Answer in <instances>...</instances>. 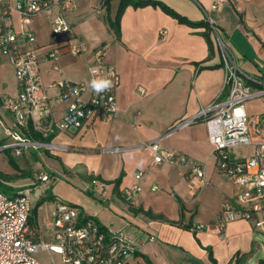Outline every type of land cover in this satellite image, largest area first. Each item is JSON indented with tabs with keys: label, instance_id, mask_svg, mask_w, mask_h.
<instances>
[{
	"label": "crops",
	"instance_id": "0c3cea01",
	"mask_svg": "<svg viewBox=\"0 0 264 264\" xmlns=\"http://www.w3.org/2000/svg\"><path fill=\"white\" fill-rule=\"evenodd\" d=\"M153 1L166 4L190 22L204 23L208 17L232 50L238 66L247 74L264 79V0H228L218 8L211 7L213 0ZM108 3L106 8L97 0H74V8L65 12L72 35L62 42L52 41L50 20L42 14L34 15L24 28L34 35L35 47H41L39 73L51 118L60 119L66 105L55 100L57 88L46 86L68 79L84 81L90 87L89 67L95 62L97 49L105 50V61L113 64L119 74L117 109L95 115L79 129L52 132L44 131L46 122L39 117L38 110L30 114L37 132L53 136L49 141L25 136L31 143L21 148L20 154L10 147L7 151L15 156L21 171L29 170L31 176L19 174L21 171L7 161L5 168L0 169L7 179H0V183L14 194L27 186L28 177L32 186L39 185L40 171L47 179L60 177L63 193L58 192L55 206L59 202L77 205L82 214L108 231L129 233L135 247L129 264H233L236 254L248 253L246 263L259 246L261 240L256 232L260 229L245 218L235 219L227 223L225 237H219L214 217L225 203L235 201L237 186L218 168L204 116L176 127L222 94L225 70L215 33L212 29L209 32L210 45L203 35L204 26L179 21L159 4L147 3L125 7L120 15L118 38L107 16L113 19L110 12L114 10L116 14L119 0ZM77 40L84 42L85 49L74 55L67 44ZM25 42L30 40L24 38L22 44ZM52 50L59 54L57 59L47 57ZM1 59L2 146L13 140L10 133L14 131L13 117L4 108L2 97L17 95L18 85L12 65L5 57ZM261 97L264 96L246 103V112L251 117L258 115L260 120V133L253 134L254 141L264 140ZM153 140L203 163L206 181L183 163L152 164L153 152L141 144ZM252 152V145L239 146L231 150V155L241 160ZM1 153L6 155L5 151ZM37 161L42 163L41 169L34 166ZM140 171L141 191L126 200L124 190ZM94 178L108 184L105 194L91 185ZM153 185L158 187L155 191L151 189ZM32 216L37 240L45 239L39 231L34 208ZM199 223L203 226L197 230L193 226ZM150 236L155 239L150 240Z\"/></svg>",
	"mask_w": 264,
	"mask_h": 264
},
{
	"label": "built area",
	"instance_id": "2783aa9c",
	"mask_svg": "<svg viewBox=\"0 0 264 264\" xmlns=\"http://www.w3.org/2000/svg\"><path fill=\"white\" fill-rule=\"evenodd\" d=\"M226 1L213 0L211 7L218 8ZM74 6V0H0V54L12 65L18 85L17 95L2 97L4 108L13 117L14 131L10 133L13 140L1 147H11L15 154H20V149L31 143L20 132L27 126L29 115L37 110L39 117L46 121L44 131L52 132L56 129H79L95 115L109 114L117 109L119 74L113 64L105 61L104 49L95 51V62L89 67V76L91 81L99 78L111 80V88L96 93L80 80L60 79L50 82L46 88H57L59 92L55 100L66 105L63 116L55 120L51 118L48 97L41 85L38 52L35 49L20 48L24 38L34 41V35L24 26L37 14L50 20L53 42H62L71 37V24L65 12ZM14 14L21 21L20 42L13 22ZM206 20L215 33L221 65L225 70L222 94L194 117L178 122L176 127L191 124L198 117L204 116L207 138L214 147L218 168L225 178H231L237 186L235 201L225 203L213 220L219 237L223 239L227 223L235 219H248L256 229L264 231V140H252L253 134L260 133V120L258 115L251 117L245 107V102L251 98L264 96V79L249 75L238 66L232 50L219 37L208 17ZM67 47L74 55L85 49L84 42L79 40L68 43ZM47 57L57 59L59 54L52 50ZM93 69L95 71H91ZM141 145L153 152L152 164L183 163L189 171L206 181L203 163L165 148L158 140ZM248 145L253 146L249 156L241 160L232 158V149ZM135 174V181L124 190L126 200H131L141 191L139 181L142 173L140 171ZM41 178L47 179L45 174ZM91 185L102 194L108 191V184L99 178L92 179ZM33 188L26 186L12 195L0 191V264H42L34 254L43 250L50 255L49 264L130 263L129 259L135 251L130 234L123 230L103 231L93 218L82 214L80 208L71 203L60 202L56 205L49 225L50 239L34 241L28 235ZM157 188V185L151 186L153 191ZM202 226L199 223L193 227L198 230ZM149 239L153 241L155 237L150 236ZM51 253L58 255L57 261Z\"/></svg>",
	"mask_w": 264,
	"mask_h": 264
},
{
	"label": "rangeland",
	"instance_id": "374dc122",
	"mask_svg": "<svg viewBox=\"0 0 264 264\" xmlns=\"http://www.w3.org/2000/svg\"><path fill=\"white\" fill-rule=\"evenodd\" d=\"M114 3V2H113ZM115 4V3H114ZM111 16L114 17L115 12L113 10V12H110ZM14 25H15V31L17 36H19V42L20 40H22V36L20 34L21 31V21H19V18L16 14H14ZM51 33V32H50ZM30 41V42H25L24 44H22L20 46L21 49H33L35 47L34 43ZM41 47H35L34 49L38 50ZM2 58V55L0 54V59ZM2 60V59H1ZM59 91H57L56 94L57 95ZM51 96H53V94H51ZM264 97H261V99ZM254 99H259V98H254ZM251 99V100H254ZM249 101L245 102V107H246V103H248ZM2 148L0 145V169L3 170V168H5V163L8 161L7 156L6 155H2ZM6 154V153H5ZM15 157V156H14ZM17 162V159H15ZM9 164V162H8ZM33 164H35L34 166L37 169H41L42 168V163L40 161L34 162ZM10 165V164H9ZM45 174L42 173L40 171L39 176L37 175L38 178H40V183L39 185L37 184H33L34 188L31 190L32 195H31V199H30V206L32 208H35L37 203L39 202V204L37 205V211H36V221H38L39 224V231L42 233V235L44 236L45 239L49 240V236L48 235V219H51L53 216V212L56 209L55 203L54 201L56 200V198H58V192L59 193H63L62 191V186H63V181L60 177H50L48 179H42L41 176ZM31 178H26L25 180V184H27V186L32 187V185L30 184V180ZM0 191H2L3 193H6L8 195H12L13 192L10 191L9 188H7L4 184L0 183ZM60 203V202H59ZM81 210V209H80ZM34 219V216L31 217V220ZM248 220V219H246ZM256 237H258L261 241L259 243V246L257 247V249L253 252L252 256L250 257V259L244 263V264H256L259 258H264V231L261 230H257L256 232ZM53 259L55 261L58 260V255L55 253H51ZM34 256L36 257V259L42 263V264H49V262L51 261L50 255L47 251L43 250V251H39L36 252L34 254Z\"/></svg>",
	"mask_w": 264,
	"mask_h": 264
},
{
	"label": "trees",
	"instance_id": "16d2710c",
	"mask_svg": "<svg viewBox=\"0 0 264 264\" xmlns=\"http://www.w3.org/2000/svg\"><path fill=\"white\" fill-rule=\"evenodd\" d=\"M97 2H98V4H101L103 6L105 5L106 8H108L109 0H97ZM147 3L159 4L161 7H163V9L168 14L174 16L175 18L177 17V19L179 21L187 22V23H189L190 25H193V26H204L205 31H204L203 35L207 38L208 42L211 45V42L209 40V32L212 29L211 28L212 26L209 24V22L206 19H205L204 23L203 22H193V21L190 22L183 15H180L179 13L175 12L170 7H168L166 4H164L162 2L160 3L158 1H153V0H119L118 9H117L116 14L113 17V19L107 16L109 25L114 30V32L116 33V36L118 38L120 37V32H119L120 15L123 12V10L125 9V7L128 6V5L144 6V5H147ZM40 118H42V117H40ZM27 121H28L27 126L24 129H22L21 132H20L23 137L26 136V137H28V138H30L32 140L34 139L35 141H49L52 138L53 135L44 136V135H42V133L40 131L37 132L33 128V124H32V121L30 120V118H28ZM8 149L9 148H3L2 150L5 151L9 164L12 165L15 169L21 171V169L19 168L18 164L16 163L15 157L9 151H7ZM19 174H21V175H26L27 174V175L31 176V173H30L29 170H26L25 173L23 171H21ZM0 179H5V180L7 179V176L2 171H0ZM38 204L39 203H37V205ZM37 205L34 208V212L35 213H36V210H37V207H38ZM30 216L28 218V235L34 241H37V239L39 237L37 236L36 231H35L36 230L35 226H34L35 223L31 220ZM95 223L98 224L100 226V228L103 229V231H107L106 227L103 226L102 224L98 223L96 220H95ZM246 254H248V253L236 254L237 256H236L235 261H234L233 264H244V260L247 257ZM258 264H264V261L259 260Z\"/></svg>",
	"mask_w": 264,
	"mask_h": 264
},
{
	"label": "clouds",
	"instance_id": "9594fccd",
	"mask_svg": "<svg viewBox=\"0 0 264 264\" xmlns=\"http://www.w3.org/2000/svg\"><path fill=\"white\" fill-rule=\"evenodd\" d=\"M91 71H95V70L93 69ZM111 86H112V81L111 80H107V79H103V78L93 79L90 82V87L96 93H100V92H103L105 90H108V89L111 88Z\"/></svg>",
	"mask_w": 264,
	"mask_h": 264
}]
</instances>
